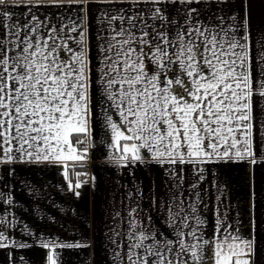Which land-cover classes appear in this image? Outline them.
Here are the masks:
<instances>
[{"label":"snow or ice","instance_id":"1","mask_svg":"<svg viewBox=\"0 0 264 264\" xmlns=\"http://www.w3.org/2000/svg\"><path fill=\"white\" fill-rule=\"evenodd\" d=\"M121 2L129 8L107 16L110 31L102 38L99 69L109 110L119 118L114 121L106 115L112 147L119 154L113 157L117 163L128 166L144 162L146 156L161 165L247 157L256 163L251 146L253 97H264V79L253 77L251 16H246L247 29L222 23L212 28L194 20L197 10L189 7L180 25L167 17L161 5L199 0ZM50 3L83 6L84 0ZM15 6L27 7L31 13L32 7L45 5L43 0L35 4L29 0ZM8 7V0H0V161H12L13 153L61 161L69 152L75 155L68 159H82L87 149L77 152L73 137L75 145L86 142L81 137H87L92 115L83 21L55 25L30 15L23 24H7L14 18ZM237 30L245 34L237 37ZM71 33L79 36L76 48L69 43L75 39ZM181 205L176 201L169 208L174 239L146 229L137 210H130L124 237L127 251L121 256L125 264H205L206 260L207 264H251L252 240L241 238L219 220L215 240H203L204 222L195 217L194 209ZM206 246L210 258L205 256Z\"/></svg>","mask_w":264,"mask_h":264},{"label":"crops","instance_id":"2","mask_svg":"<svg viewBox=\"0 0 264 264\" xmlns=\"http://www.w3.org/2000/svg\"><path fill=\"white\" fill-rule=\"evenodd\" d=\"M28 3L8 0L11 7L7 11L14 18L5 23L23 24L30 15L55 25L83 21L84 48L91 68L92 115L88 135L81 138L86 140L84 148L73 143L77 152L87 149L82 159H68L75 155L69 152L61 161L13 153L12 161H0V234L6 238L0 240L6 245L0 247V264H125L121 256L127 251L124 237L130 210H137L146 229L174 239L169 208L176 201H182L185 210L194 209L195 217L204 222L200 226L203 240L214 241L217 221H222L241 238L254 242L251 264H264V97H253L254 164L252 157H247L243 161L214 158L211 162L161 165L146 156L144 162L123 166L113 158L119 154L112 147L106 115L114 121L119 118L109 110L99 69L103 66L102 38L110 31L107 16L129 5L121 0H84L83 6L61 7L43 0L45 6L32 7L31 13L27 7L15 6ZM161 7L170 20L180 25L185 23L187 9L195 8L193 19L212 28L222 23L233 29H247L246 16L250 15L253 77L254 81L264 79V0H199L190 5L166 2ZM244 34L235 32L237 37ZM71 35L75 39L69 43L76 48L79 36ZM83 162L88 167V178L77 183L70 166ZM189 242L195 243L191 238ZM210 251L206 246L208 258Z\"/></svg>","mask_w":264,"mask_h":264},{"label":"built area","instance_id":"3","mask_svg":"<svg viewBox=\"0 0 264 264\" xmlns=\"http://www.w3.org/2000/svg\"><path fill=\"white\" fill-rule=\"evenodd\" d=\"M84 146H85V143L77 145V147H79V148H84ZM84 164L86 165V168L74 170L75 171V181L77 183H83L88 178V167H87L86 163H84Z\"/></svg>","mask_w":264,"mask_h":264},{"label":"trees","instance_id":"4","mask_svg":"<svg viewBox=\"0 0 264 264\" xmlns=\"http://www.w3.org/2000/svg\"><path fill=\"white\" fill-rule=\"evenodd\" d=\"M81 138H83V137H81ZM75 140H76V138L73 137V143L74 144H75ZM70 168L72 171L77 170V169H84V168H86V165L84 163H76V164L71 165Z\"/></svg>","mask_w":264,"mask_h":264}]
</instances>
